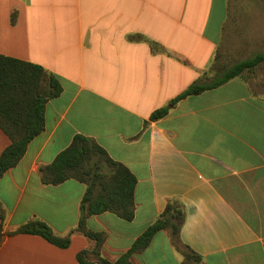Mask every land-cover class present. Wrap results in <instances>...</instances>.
Listing matches in <instances>:
<instances>
[{"label": "crops", "instance_id": "1", "mask_svg": "<svg viewBox=\"0 0 264 264\" xmlns=\"http://www.w3.org/2000/svg\"><path fill=\"white\" fill-rule=\"evenodd\" d=\"M248 6L245 0H0V55L41 66L62 86L47 104L44 132L0 180V264H80L83 251L99 264L95 241L74 232L86 186L41 180V168L79 135L137 178L132 221L108 212L86 222L88 231L106 235L101 258L116 262L177 203L185 213L180 244L191 255L161 231L133 264H264V75L244 74L187 97L151 121L211 70L226 25L240 24ZM10 144L0 129V157ZM34 220L70 236V247L8 235Z\"/></svg>", "mask_w": 264, "mask_h": 264}, {"label": "trees", "instance_id": "2", "mask_svg": "<svg viewBox=\"0 0 264 264\" xmlns=\"http://www.w3.org/2000/svg\"><path fill=\"white\" fill-rule=\"evenodd\" d=\"M262 65L264 53L231 66L212 67L169 106L155 111L151 121L166 117L181 100L219 88L246 73H255ZM61 92L60 82L43 67L0 55V129L11 140L10 146L0 157V180L7 171L19 164L29 144L44 132L47 104L59 97ZM94 159L97 162H94ZM100 163L106 164L110 172L104 173ZM40 173L41 180L46 185L57 186L73 179L86 186L79 224L74 232L82 233L95 241L92 253L98 256L99 264H133V256L146 250L155 235L161 231H170L174 246L183 251L186 258L191 255L185 252L180 244V230L185 220L184 210L179 204L170 203L161 218L116 262L112 263L100 257L106 235L88 231L86 222L92 216L108 212L125 221H132L135 216L137 178L124 165L112 160L94 140L81 135L75 137L71 146L61 152L52 164L41 168ZM4 221L5 212L0 204V246L4 237ZM8 235L39 236L60 249H68L71 245L70 236L63 238L56 235L54 230L41 220L28 222ZM88 255V251L81 252L77 257L78 262L91 264L88 262Z\"/></svg>", "mask_w": 264, "mask_h": 264}, {"label": "rangeland", "instance_id": "3", "mask_svg": "<svg viewBox=\"0 0 264 264\" xmlns=\"http://www.w3.org/2000/svg\"><path fill=\"white\" fill-rule=\"evenodd\" d=\"M245 1L249 4L248 12L242 13L241 23L237 26L234 19L226 25L224 41L213 67L231 66L236 62L264 53V5L261 6L257 0ZM257 5L261 8L257 9ZM257 74L264 75V65L257 69ZM94 162L97 160L94 159ZM99 165L104 173L110 172L106 164Z\"/></svg>", "mask_w": 264, "mask_h": 264}]
</instances>
